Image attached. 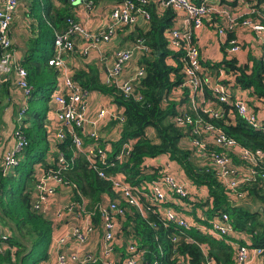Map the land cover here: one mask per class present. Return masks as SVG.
<instances>
[{
    "label": "trees",
    "instance_id": "trees-1",
    "mask_svg": "<svg viewBox=\"0 0 264 264\" xmlns=\"http://www.w3.org/2000/svg\"><path fill=\"white\" fill-rule=\"evenodd\" d=\"M60 1L65 5H72L69 0ZM145 10L149 13L147 26L145 29L135 27L131 38L133 41L142 40L148 46V51L138 58V65L144 70V75L138 82L136 91L142 95V102L125 100L114 86L100 84L95 76L82 72L74 75L75 82L88 90L111 97L118 109L122 110L124 120L119 122L118 118L114 119V125H118L120 129V138L111 142L112 153L107 164L98 166L106 174L114 175L140 191L149 192L150 182L159 174L160 164L157 161L166 157L180 170L177 179L182 183L189 182L187 185L196 191L205 189L206 197L193 193L187 199L168 196L161 203L162 208L172 209L178 216L185 217L191 224L188 230L171 223L165 228L157 209L155 213L145 211V216H141L134 209L128 208L125 219L118 218V227L121 225L118 234L125 235L123 241L127 237L132 238L140 249L146 250L147 261L157 258L163 264H202L206 258L215 264H234L236 247L239 245L261 249L264 254V221L261 216L242 206L233 207L228 200L227 191L213 173L200 172L188 161V149L184 146L183 149L180 148L184 127L176 122V117L184 114L195 117L193 109L187 107L188 89L179 90V85L185 79L181 50L170 46V31L176 26L180 14L171 9L157 12V3L154 2H149ZM43 11L49 24L59 31L64 28L62 25L66 24V19L72 17L67 9L66 15L60 13L49 0H44ZM213 21H217V17ZM44 29L51 34V42L44 44L45 53L47 48H54V33L45 23ZM229 38L239 37L234 32ZM235 56L231 55L230 59L215 66L224 69L228 75V84L245 92L249 109L263 122L264 71L260 59L251 56L248 65H240ZM39 66L35 63L25 66L29 73V84L34 88L31 102L41 89L36 77V70L42 71ZM177 95L180 99H177ZM38 96L39 100L48 102L43 95ZM207 97L210 101L213 100L209 93ZM181 108L185 111L179 114ZM203 117L222 127L228 136L241 145L264 150V134L248 127L231 108H227L222 119H214L207 114ZM28 119L34 125L31 129H24L28 145L18 165L7 176L2 174L0 168V231L7 234L6 239L0 238V264H39L50 257L53 224L41 211L32 209L31 189L35 181L33 163H40L46 171L57 170V154L63 153L67 168L62 169L58 176L71 186L69 189L75 204L81 206L84 201L87 212L93 211L99 203H105L103 196H108L110 200L118 199L111 182L97 176L85 155L75 150L69 136L56 145L57 151L52 154L54 163L48 165L45 159L48 143L41 128L44 120L42 112L39 114L37 109H30ZM33 129L34 134L31 133ZM149 130L152 132L151 136L148 134ZM128 142H132L129 155L122 162L115 161V154ZM89 143V137H84L85 146ZM101 143L103 144L100 142V145ZM42 144V148H39ZM240 189L243 190V187ZM246 192L249 196L247 201L261 200L264 203L263 191L251 189ZM141 200L147 204L145 198L142 197ZM120 203L126 206L122 200ZM222 214L229 217L233 231L228 235L218 236L209 232L210 223L217 222ZM91 221L98 225L99 215L95 214ZM150 222L155 223L154 229L149 226ZM174 234L180 235L176 244L171 242ZM241 234H247L249 239ZM124 247L125 244L122 243L118 250L123 252Z\"/></svg>",
    "mask_w": 264,
    "mask_h": 264
},
{
    "label": "built area",
    "instance_id": "built-area-1",
    "mask_svg": "<svg viewBox=\"0 0 264 264\" xmlns=\"http://www.w3.org/2000/svg\"><path fill=\"white\" fill-rule=\"evenodd\" d=\"M17 2L18 0H0V80L6 79L12 72L17 76V85L22 90L26 102V106L18 113V119L21 120L28 109L27 102L31 97L32 87L27 81L26 70L16 63L12 55L10 27ZM69 2L72 5L81 2L87 10H90L93 5L91 0H69ZM149 2L157 3L160 11L171 9L181 14L176 26L170 31L169 39L173 49L181 50L182 73L185 79L179 85V90L188 89L187 107H191L195 114L194 118L187 114L176 117V122L184 127L181 140L183 146L189 151L190 161L197 168H204L206 172L213 173L227 191L228 194H226L232 206L247 200L249 196L246 191L256 189L264 192V150L241 145L236 139L228 136L222 127L204 119L203 115L222 119L229 107L248 127L263 134L264 121L261 122L258 115L249 109L244 96L245 92L227 83L228 75L223 68L213 64L210 67L202 65L200 51L195 43V32L208 25L222 40L226 59H230L229 56L236 55L241 49L238 39L229 38L239 28L249 29L255 33L259 44L264 47V5L258 7L257 0H250V3L247 0H201L199 2L196 0H114V6L109 15L110 24L104 30L89 32L73 18H67L65 29L54 35L55 53L47 61V65L62 70L65 67V55L74 52L75 38L90 42L95 47L100 42L111 41L119 28L134 25L139 17L148 21L149 13L145 10V6ZM246 3L250 5L247 10H243ZM214 17H217V21H213ZM146 51L148 46L142 40H136L129 48L118 50L113 54L114 64L108 71V82L119 90L125 100L142 102L143 97L137 93L136 88L144 75V70L139 68L120 85L112 82L116 81L130 61L139 53ZM259 59L264 71L263 48L259 52ZM208 93L212 101L207 97ZM52 99L59 106L57 118L63 128L58 129L51 142L57 145L69 136L75 150L85 155L88 164L98 177L111 182L118 196V199L99 203L91 212L85 210L83 201L79 208H82L85 219L90 221L73 227L70 232L78 249L69 251L66 248L67 245L64 246L68 239L67 234L59 238L56 242L59 249L55 264H163L162 260L157 258L147 261L145 259L147 251L140 249L132 238L127 237V240L123 241L125 235L118 234L121 229H119L120 226L118 227V218L125 219L128 208L134 209L141 216H145V211L155 213L157 209L161 213L162 225L165 228L171 223L180 229L188 230L190 222L185 217L178 216L174 210L162 208L161 203L166 201L168 196L187 199L192 193V188L187 185L189 182H180L162 168L157 177L150 182L149 192H143L114 175L106 174L98 166L107 164L112 153L110 144L103 141L98 129V124L104 119L106 110L100 109L95 119H88L86 92L69 77L64 78L63 91H53ZM180 110L179 114L185 111L183 108ZM117 118L119 122L124 120L120 115ZM14 137L16 142L4 154L0 162L4 176L18 165L28 145L21 128L14 132ZM84 137H89L91 143L85 146ZM100 142L107 145L102 143L100 145ZM130 151L131 142L124 143L120 152L115 154L114 160L122 162ZM56 164L59 168L41 176L31 191L32 209L35 211L42 212L47 201L56 196V187L50 186L48 184L50 181L60 187H71L58 176L62 169L67 168L63 154L58 155ZM241 187L243 190L240 189ZM142 197L147 204L142 202ZM120 200L126 206H122ZM64 210L70 212L72 206ZM64 210L59 209L57 216L60 217ZM95 214L99 215L98 225L91 223V218ZM210 225L209 232L218 236L228 235L233 231L227 214H222L217 222H211ZM149 226L153 229L156 227L153 222H150ZM98 227L101 229L100 249L97 252L83 251V247L89 243L90 237ZM3 234L4 236L0 235V238L6 239L7 234ZM179 240L180 235L177 234L171 238V242L175 244ZM122 243L125 244L123 252L118 250ZM262 254L261 249H249L239 245L236 247L234 264H263ZM202 264L215 263L206 258Z\"/></svg>",
    "mask_w": 264,
    "mask_h": 264
},
{
    "label": "crops",
    "instance_id": "crops-1",
    "mask_svg": "<svg viewBox=\"0 0 264 264\" xmlns=\"http://www.w3.org/2000/svg\"><path fill=\"white\" fill-rule=\"evenodd\" d=\"M49 1L55 9H58L59 12L64 15H66L65 10L67 9L72 15L70 18H73L74 21L82 25L89 32L104 30L110 24L109 15L114 6V0H93V5L90 10H87L81 2L74 5H70L65 2L67 4L65 5L60 0ZM196 1L199 2L201 0ZM247 2L250 3V0H247ZM248 5L250 4L246 3L243 6V10H247ZM260 5H264V1L260 2L257 0V6L259 7ZM43 9L44 0H18L17 7L13 15L10 27L13 58L16 63L22 66L25 70V66H27V64L33 65L35 63L40 65L39 67L42 68V71L41 69L36 70V77L39 80L38 83L41 86V89L37 96H34L32 102L30 97L27 102L28 109H26L23 118L19 120L18 113H20L22 108L26 106V102L23 98L22 90L17 85L18 78L14 72H12L6 79L4 78L2 81L0 80V162L4 154L9 151L16 142L14 132L21 128V131L24 133V129L32 128L34 124L32 125L28 119L30 109H37L39 113L42 112L44 117L43 123L46 128L45 134L46 143H48V151L45 159L48 165L51 163L53 164L54 159L52 154L56 153L57 148L51 141L58 129L63 128L57 118L59 106L52 99L53 91H63L64 78L69 77L74 80V75L77 72L95 76L100 84L111 86L108 82L107 75L109 69L112 68L114 64L113 54L118 50L129 48L136 41L131 40L134 35V28L145 29L148 23V21L139 17L134 25L119 28L111 41L100 42L95 47H93L90 42L75 38L74 52L65 55V67L62 70H59L56 67L47 65V61L53 57L55 51L54 48H47L44 53V44L51 42V34L44 29V23L52 29L54 35L56 32L63 31L66 24L62 25L64 28L60 31L53 28L46 20L45 11H43ZM157 12L163 11H160L157 6ZM41 30H43V32ZM236 33L239 37L238 40L241 43V49L238 53H236V56H233H235L240 65H248L250 57L254 56L259 58V52L261 51V48L264 49V47H261L255 33L251 32L249 29L239 28ZM195 43L200 51L201 63L203 66H207L208 64L217 65L226 60L222 40L219 39L216 32L210 26L205 25L195 32ZM85 50L86 53H84ZM48 51L51 53L47 54ZM141 54L142 53H139L132 61H130L123 69L121 75L112 83L117 82L120 85L129 76L135 74L137 70L141 68L138 65V58ZM28 59L29 61H27ZM26 72L28 81L29 73L27 70ZM47 83H49V85L46 88ZM76 83L79 84L78 82ZM81 88L86 92L88 119H95L100 109L106 110V115L98 124V129L101 133L103 141L109 143L111 146V142L118 141L120 138V129L118 125H114V119H117L119 115H122V110L118 109L111 97L103 95L95 90H88L82 86ZM32 89L34 88L32 87ZM46 89H50V96L48 102L45 103L39 100L38 97L40 96L38 95L44 94V90ZM177 99H180L179 95H177ZM44 103L45 106H43ZM177 103L180 104V102ZM38 105H42L43 107L39 108ZM262 116L264 117V113H262ZM31 133L34 134V129ZM42 146L43 144L39 148H42ZM59 154L63 153H58L57 159ZM162 160L163 163L161 162ZM157 162L163 164L160 169L170 166L174 168V166H176L177 172H173L172 168L171 173L177 178L180 170L178 171V167L175 163L169 162L166 157H161ZM35 164V171H33L35 181L33 182L31 191L33 190L34 185L39 181L40 177L48 174L51 170L48 169L46 171L42 169L40 163ZM48 184L56 187L57 190L56 196L53 199H49L45 207L42 209V214L53 224L49 252L50 257L46 261H42L39 264H55L56 253L59 249L56 242L59 238L66 234L68 235V239L66 240L64 246L67 245L66 248L69 251L71 249H78L74 239L70 235L71 229L75 226L84 225L90 221V219H85V215L82 213V208H79L80 206L75 204L72 200V194L69 188L60 187L52 181ZM103 197V202H108L110 200L108 196ZM69 206H72V210L70 212L64 210ZM59 209L64 210V213L60 217L57 216V211ZM78 209L80 211H78ZM100 234L101 229L98 227L90 237L89 243L83 247L82 250L97 252L98 249H100Z\"/></svg>",
    "mask_w": 264,
    "mask_h": 264
},
{
    "label": "rangeland",
    "instance_id": "rangeland-1",
    "mask_svg": "<svg viewBox=\"0 0 264 264\" xmlns=\"http://www.w3.org/2000/svg\"><path fill=\"white\" fill-rule=\"evenodd\" d=\"M51 52L50 51H48L47 52V54H50ZM48 83L46 84V88L48 87ZM43 95V97H44V99H49V96H50V89L48 90V89H46V90H44V94H42ZM43 106H45V103H44V105ZM42 105H38V107L40 108V107H43ZM40 114V113H39ZM41 128H42V131L44 132V133H46L45 131H46V128H45V125H44V123L42 122V124H41ZM148 134L151 136L152 135V132H151V130H149L148 131ZM49 140V139H48ZM180 148L181 149H183V144H180ZM188 161L190 162V163H192V164H194L192 161H190V159H189V157H188ZM162 163H163V160L161 161ZM196 163L198 164V161H196ZM160 164V167H162V165L163 164H161V163H159ZM36 164L34 163L33 165H32V169H33V171H35V169H34V166H35ZM195 165V164H194ZM39 167V166H38ZM173 167L172 166H170V167H167V168H164V170H166L169 174H171V175H173L174 176V174H172L171 173V169H172ZM197 169H199V171L200 172H204V173H206L207 174V172H206V170L204 169V168H197ZM173 172H177V169H176V166H174V168H173ZM183 183H185V182H183ZM192 193L193 194H195V195H198L199 197H206V191H205V189H201V190H198V191H196V190H194L193 188H192ZM245 203H247V204H244L242 207H245L246 209H248L250 212H252L251 211V209H252V207H253V209L255 210V211H257V209H258V207H263L264 208V203H263V201H261V200H255V201H244ZM249 202H251V203H249ZM241 204H243V202H241ZM248 204H250V205H248ZM240 205V204H239ZM259 215L261 216L262 214H260L259 213ZM262 217V216H261ZM121 228V225H120V227H119V229ZM200 227H198V229H199ZM0 235H3L4 236V234L0 231ZM242 236H244V238L245 239H249V237H246V235H244V234H241ZM262 256H263V258H264V254H262Z\"/></svg>",
    "mask_w": 264,
    "mask_h": 264
},
{
    "label": "water",
    "instance_id": "water-1",
    "mask_svg": "<svg viewBox=\"0 0 264 264\" xmlns=\"http://www.w3.org/2000/svg\"><path fill=\"white\" fill-rule=\"evenodd\" d=\"M249 203H251V202H249ZM240 204V205H239ZM239 204H236V205H234L233 207H241V206H243L244 204H247V203H245V202H243V204H241V203H239ZM248 205H250V204H248ZM251 211H252V213H257V214H262L261 216V218H262V220L264 221V208L263 207H258V209H257V211H255L254 209H253V207H252V209H251Z\"/></svg>",
    "mask_w": 264,
    "mask_h": 264
}]
</instances>
